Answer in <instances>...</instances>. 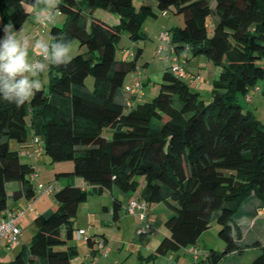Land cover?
I'll use <instances>...</instances> for the list:
<instances>
[{
	"label": "trees",
	"instance_id": "trees-1",
	"mask_svg": "<svg viewBox=\"0 0 264 264\" xmlns=\"http://www.w3.org/2000/svg\"><path fill=\"white\" fill-rule=\"evenodd\" d=\"M57 2L64 22L51 26L52 40L75 39L78 53L66 65L48 69L47 91L22 107L0 102V217L10 200L35 197L29 178L34 169L10 147V141L27 140L34 117L41 119L43 153L51 162L70 161L72 168L55 173L56 180L67 182L53 193L56 207L34 217L30 242L0 264H73L78 249L70 240L79 203L89 192L108 191L116 219L121 201L113 192L132 193L140 179L138 200L168 209L167 234L147 259L195 247L215 222L224 248H210L193 264H233L250 249L258 252L247 264H264V240L258 237L264 235V123L239 99L251 91L264 96V0H156L161 13L183 17L182 26L168 30L171 50L165 56L205 55L219 74L205 101L184 76L171 72V63L162 71L158 93L127 108L124 82L128 76L134 82L142 49L116 59L115 44L123 33L134 42L145 39L143 23L156 12L148 4L136 8L132 0ZM27 5L33 6L32 0H0V21L21 28L30 17ZM97 9L116 15L118 22L103 21ZM75 177L91 189L77 186ZM9 182L20 188L8 194ZM85 239L92 248L98 241L88 234Z\"/></svg>",
	"mask_w": 264,
	"mask_h": 264
},
{
	"label": "rangeland",
	"instance_id": "rangeland-1",
	"mask_svg": "<svg viewBox=\"0 0 264 264\" xmlns=\"http://www.w3.org/2000/svg\"><path fill=\"white\" fill-rule=\"evenodd\" d=\"M145 1H147V3H150L152 5L151 7L153 11L156 12L157 14V17L146 18V20L143 23L142 30L146 33L147 37L143 40L141 39V40L134 42L130 40L125 33L121 34V36L118 38L115 44V58L116 59H129L131 49H135L136 47H139L142 49V53L140 57L137 59L138 70L136 72L139 71L140 79L144 81L147 78L149 79L147 90L150 94L147 95V98L151 99L153 95L158 93L159 85L161 82V74L165 67L164 63H166L167 61H169L172 64L177 63L173 61V59L175 58V55L173 53H170V55L165 56V54H168L170 52L169 50H167L166 52H163L162 54H156V47L159 44L157 35L159 34L160 31H168L172 27L182 26L183 17L182 15L176 14L171 11L161 13L157 8L156 0H145ZM134 3H138L136 4V6L133 4L136 8H138L141 5L140 0H138V2L137 0H134ZM25 7L29 11L32 8V6H28V5ZM102 11H105V10L97 9L96 12L101 13ZM213 20H214L213 16L207 19L209 33H211L212 31V21ZM0 25H4L2 21H0ZM53 25L62 26L63 22L59 21L57 22V24H53ZM49 26L51 27L52 25H49ZM47 37L50 39V37L48 36V33H47ZM70 43L72 47V52H71V57H72L78 53L77 50L79 48V43L75 39H72ZM83 50L84 48L82 47L81 51ZM186 57L190 59L193 58L187 52H183L181 54V59H180L182 63L181 62L179 63L184 65V62H186ZM195 58L196 59L193 63L190 62L187 64L190 71L194 72L195 69L199 67L201 68L202 73L200 75H197L199 77L198 81L199 79H201V81L205 80V78L210 79L211 76L208 73H211L213 68H216L217 66H214L211 62H210V67L206 66L207 63L209 64V61H207V58L205 55H198L197 57L195 56ZM202 60H205V62ZM140 73L143 76H141ZM47 74H48V71L46 70L43 76H46L47 78ZM183 80L188 83L187 76L183 77ZM85 82H86L87 87L91 89L93 86V77L88 76ZM47 83H48L47 81L44 82L43 89H45V91H47ZM124 84H128L130 87H132L133 79H131V77L128 76ZM189 84L193 88L197 87L196 89L199 90L201 97L205 101L209 100V94H210L211 87L204 85V84L200 85L199 87L192 83H189ZM239 99H240L241 104L245 107L246 105L243 99L241 97ZM34 118H36L34 127L39 133L40 140L43 142V136L40 133V117L36 116ZM12 144H14V141H10L11 148H13ZM42 154H43L42 157H40L37 160L38 166L50 168L52 169V173L54 172L53 168L67 166V164L71 163L70 161L51 162L47 155H45L44 153ZM20 159L22 161H28V162L32 161V160H29V158H25L24 156H20ZM130 199L138 200V198H130ZM128 201L123 207L125 210V214L123 213V211H120V215L124 214V215L130 216V217H125L124 219L125 221L123 220L124 222L122 224V226L126 228V229L124 228V233H122L123 238H124L123 240L124 245L121 247V249H119L120 245L117 243H114L113 252H111L110 256L116 257L115 259L119 261L118 264H140L138 260L139 257H138L137 244L141 243V245H144V244L146 245V243H148L150 245L151 244L153 245V240L155 241V239L156 240L158 239V242L156 243H159L161 239L165 237V235L167 234V229L164 225V219L167 216L168 209L164 203H161V202L152 203L150 205L151 206L150 208H152V211H150V216H149L150 217L149 219L151 220V225H152L151 231H149L146 234H138L137 230L140 227H142L143 223L141 220L138 219L136 215L130 214L126 211V206H127ZM123 202H125V200ZM111 203H112V198L110 197L108 191H104L102 194L95 193V192H89L88 200L83 201L79 203L78 205L77 213L74 219V226L82 227L83 230L85 229L87 232H90V233L95 232L99 237L97 240H101L105 242V239H103V237H100L99 235H101L104 232L107 235V233L111 231V228H113L111 224L113 221V218L112 216L108 215L106 211L104 210V205H106L107 207H109L108 209H110ZM146 209H148L147 205H146ZM129 218H131L132 220H130ZM133 218L137 219L140 223L136 231L134 230L133 227H131ZM261 227H264L263 223H261ZM259 228H260V225H256L255 231H257ZM218 231H219V225L215 222H211L209 227L201 233L195 245V247L199 249V253L201 256L205 255L209 251L210 248L216 251H222V249L225 246V243L218 236ZM253 233L254 232H252V230H251V234L250 232L248 233L246 237L247 241H250L252 239L250 236L253 235ZM259 235L260 236L258 237H262L261 239L264 240V235L263 234H259ZM70 243H74L77 246V249H78L77 256H80L81 259L86 260L85 252H84L86 249V243L83 239V235L77 238L76 232H75L73 238L70 240ZM59 248H64V246H60ZM189 248H191V246L186 248L188 251L181 248L179 251L175 252L177 256L180 254H182V256L184 255L187 256L185 258L180 256V259H179L180 261L178 262V264L185 263L188 260H191L192 262L193 256L189 252ZM97 252H99V250H97ZM257 252H258L257 250H251V249L247 250L242 256L237 258L238 260L232 263L233 264H247L256 255ZM149 253L150 252L147 251V253L144 254L145 259H147V254L149 256ZM175 256L176 255L173 256L172 253H168L166 255H156L152 259H148V262L146 263L142 261L141 264H177V262L174 259ZM86 263L90 264L88 262Z\"/></svg>",
	"mask_w": 264,
	"mask_h": 264
},
{
	"label": "crops",
	"instance_id": "crops-1",
	"mask_svg": "<svg viewBox=\"0 0 264 264\" xmlns=\"http://www.w3.org/2000/svg\"><path fill=\"white\" fill-rule=\"evenodd\" d=\"M132 2L135 6H136V4H138V3H134V0H132ZM137 2H138V0H137ZM140 2H141L140 4H149L150 6H152L150 3H147V1H145V0H140ZM156 5H157V3H156ZM96 11L97 10H95V12H94L95 15L97 17L101 18L103 21L110 23V24H115L118 22V17L116 15H114L110 12H107V11H102L101 13L96 12ZM30 12L31 13H30L29 19L22 25V27L25 30V32L31 33V35L33 37H42L45 39H49L47 37V33H48V36L50 37V39H52V37L50 35L51 27L49 25L57 24V22H59V21L64 22V16L61 13H59L58 10H57V12H58L57 20H55L54 23H49V24L34 23L33 22V17H34L33 6L30 9ZM212 24H213V21H212ZM175 59H177L178 62L182 63V61L180 60L181 55L175 56ZM195 59H196L195 57H193L192 59L186 57V62H184V67H185V71H186L184 77L187 76L188 83L195 84L198 87L202 84L211 87L212 80L214 78H216L219 74V67L213 68L212 72L208 73L211 76L210 79L205 78V80L201 81V79H199V81H197V80H195V76L200 75L202 73L201 68L197 67L195 69V71L193 72V71H190V69L187 66L188 63H190V62L193 63L195 61ZM202 61L205 62V60H202ZM207 61H209V64L207 63L206 66L210 67L211 61L208 58H207ZM167 64L170 65L171 63L169 61H167L166 63H164L165 67L168 66ZM140 75L143 76L141 73H140ZM131 79H133V78H131ZM42 80H43V82H46V81L48 82V74H47V78H46V76H42ZM141 81H142V85H143V89H142L143 95L141 98H147V95L150 94L147 90L148 84H149V79L147 78L145 81L141 79ZM194 88L196 89L197 87H194ZM247 96L250 97L249 100H246V97L242 98L245 105H246L245 108L249 109L257 117L258 120H260L262 123H264V96H262L260 93L254 92V91H251L249 93V95H247ZM124 97H125V100L130 98L131 104L134 101L141 100V98L136 100L133 96L131 97L129 93H125V92H124ZM35 121H36V118H33L32 119V125L31 126L29 125L30 131H29V136H28L27 140L24 142H21V143L14 142V144H12L13 149L18 151V150L26 148V147H31L32 135L35 134V135L39 136V133L37 132V130L34 127ZM40 123H41V119H40ZM40 142L43 144V142L41 140H40ZM42 155L43 154H41L40 156L35 157V158H30L29 160H32L31 162L26 161L33 167L34 171L37 173L36 179L31 181L32 184H34L35 182H42V183H52L55 185L56 188L62 186L65 182H67V180H64V179L56 180L54 175L56 172H59V171L71 170L72 163L67 164V166L53 168L54 172L52 173V169L45 168L43 166H38L37 160L40 157H42ZM52 178L54 181L52 180ZM73 182L77 186H80L82 189H85V190L91 189V186L88 185L86 182H84L81 178L79 179V177H75ZM143 186H144V180L140 179L139 186H138L137 190L132 192V193H128L127 195H122L121 193H119L117 191L113 192L114 195H116L120 199L121 206L118 209L116 219H113V221L111 223L113 228H111V231L107 233L108 236L106 235L105 232L102 233L101 235H99L100 237H103V239H105L106 245L110 249L109 254L106 257H103V256H100V252L95 251L94 253H91V251L96 248V245L94 244L93 248L88 246L86 239H85L86 235L87 234L90 236L94 235L97 239L99 237L95 232L90 233L84 229L85 234L83 235V239L86 243V249L84 251L86 260L81 259L80 256H76L72 260L73 264H87L86 262L91 264L92 259H94L96 261V264H118L119 263V261H117V259H115L116 257H111L110 255H111V252H113L114 243H117L120 245L119 249H121V247L124 245V243H123L124 238H123L122 233H124L125 227H123L122 224L125 221L124 220L125 217H130V216L124 215L125 210L123 207L130 198H138L139 199V191L142 189ZM19 188H20V185L16 182H9L7 184L8 194H11L13 191H15ZM103 192L104 191H102L99 194H102ZM109 195L112 198V194L110 192H109ZM87 200H88V198H87ZM124 200H125V202H123ZM28 202H33L31 210L26 211L24 214H22L20 217H18L15 221L16 225L20 229V233L18 235V243L14 247L11 248V247H8L3 240H0V263L10 261L14 257L16 252L22 246L27 245L30 242L31 237L35 231V226L33 223L34 217L38 214L44 213L48 210L55 208L57 205L56 201L53 198V195H45V194L38 192V193H35L34 200L33 199L29 200L24 196L20 197L18 200H10L9 205H8V209L16 211L17 209H20V208L26 206L28 204ZM112 205H113V203H111L110 209H108L109 207L104 205V210L106 211V213L108 215L112 216V218H113ZM150 207L151 206H148V213H149L148 217L150 216V211H152V208H150ZM120 211H123L124 214L120 215ZM3 214H4V211H3ZM123 215H124V217H123ZM129 219L132 220L131 218H129ZM139 224H140L139 221L137 219L133 218V222L131 224V227H133L134 230L136 231ZM78 229H82V227H76L75 226L74 233L77 232ZM156 242H158V239L157 240L155 239V241L153 240V245L152 244L150 245L148 243H146V245L145 244L141 245V243H138L139 245L137 244V246H138V249H137L138 250V257H139L138 260H139L140 264L142 263V261L145 263L148 262V259H145L144 254H146L147 251L150 252L149 254H151L158 244ZM183 249L188 251L186 248H183ZM172 255L173 256L176 255L174 257V259L178 264V262L180 261L179 260L180 256H182V254L177 256L176 253H172ZM147 256H148V254H147ZM182 257L185 258L187 256L184 255ZM192 259H193L192 262H191V260H188L187 262L182 263V264H193L194 258H192Z\"/></svg>",
	"mask_w": 264,
	"mask_h": 264
},
{
	"label": "clouds",
	"instance_id": "clouds-1",
	"mask_svg": "<svg viewBox=\"0 0 264 264\" xmlns=\"http://www.w3.org/2000/svg\"><path fill=\"white\" fill-rule=\"evenodd\" d=\"M37 24L54 23L57 0H32ZM0 102L22 107L41 92L43 74L71 59V43L64 37L53 40L33 37L23 27L7 23L0 29Z\"/></svg>",
	"mask_w": 264,
	"mask_h": 264
},
{
	"label": "built area",
	"instance_id": "built-area-1",
	"mask_svg": "<svg viewBox=\"0 0 264 264\" xmlns=\"http://www.w3.org/2000/svg\"><path fill=\"white\" fill-rule=\"evenodd\" d=\"M165 13V12H164ZM159 44L156 47V54H162L167 50H171V39L169 31H160L157 35ZM177 63H173L171 66V72L179 77L185 75V67L183 64L179 63L177 59H173ZM138 72L133 73L131 76L134 77L133 86L130 87L128 84H125L123 90L125 93H129L130 96L134 97L136 100L140 99L143 95L142 92V82L138 79ZM198 76H195V80L198 81ZM259 87L255 88L257 91ZM250 97L246 96V100H249ZM131 104V100H125L126 108ZM19 156H24L26 158H35L40 156L43 153V144L40 142V137L33 134L31 140V147H26L17 151ZM37 177L35 171L31 172L29 175L30 180H34ZM35 193H42L45 195H53L56 191V187L52 183H42L35 182L33 184ZM34 200V199H33ZM33 202H28V204L16 211L6 208L4 210V215L0 217V240H3L8 247H14L18 243V235L20 233L19 227L16 225L15 221L18 217L24 214L26 211L31 210ZM126 211L130 214H134L142 221V227L137 230L138 234H146L151 231V221L148 217V211L146 209L145 201H138L136 199H130L126 206ZM85 231L79 229L76 232L77 238L84 235ZM96 249L99 250L100 256L106 257L109 254V247L105 244L104 241L98 240L96 243ZM189 252L193 255L194 260L199 256V250L195 247L189 248ZM91 264H96V261L92 259Z\"/></svg>",
	"mask_w": 264,
	"mask_h": 264
}]
</instances>
